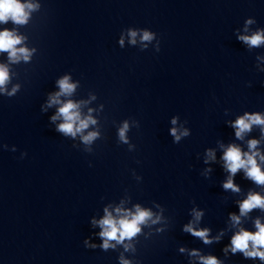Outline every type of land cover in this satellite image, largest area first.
I'll return each instance as SVG.
<instances>
[{"label": "clouds", "instance_id": "clouds-1", "mask_svg": "<svg viewBox=\"0 0 264 264\" xmlns=\"http://www.w3.org/2000/svg\"><path fill=\"white\" fill-rule=\"evenodd\" d=\"M39 5L33 3H22L21 0H0V23H7L9 20L15 25H25L29 21L30 13L37 9ZM246 23H252L251 20ZM128 35L130 37V43H136V37L138 35L137 30H129ZM141 42H151L154 39L155 34L142 30L140 33ZM25 37L17 34L15 29L9 30L7 28L0 31V52H7L10 63H18L21 60L28 62L32 56L34 49L30 50L27 47H17L21 45ZM249 47H259L264 44V31H257L252 35H241L238 37ZM123 46L124 40L121 37L119 41ZM147 45L145 44V47ZM157 51L159 47L157 46ZM10 82V72L7 64L0 63V92L6 93L8 96H14L17 92L19 85L13 86L12 90L7 91V84ZM59 91L52 94L49 97L48 106L51 107L54 104H59L60 107L57 113L51 117L52 121L61 119L62 122L57 125V131L63 133L66 136L76 137L77 134H81L83 143L91 144L97 137L98 132L90 131L86 135L83 134L84 130L88 129L90 125H94L96 120L91 116V109H89V115L82 116L80 113V104L85 102H74L72 100H66L62 102L61 96H71L74 92L76 85L70 82L69 76H64L57 81ZM172 123H176V118H173ZM253 125L262 126V132H264V117L260 114H248L245 113L235 120L233 127L236 129L235 135L237 139H242L243 135L250 131ZM129 125L127 122L119 129V138L122 142L127 143L126 133ZM177 129L172 128L171 134L177 141L180 140L181 135H187V131L177 134ZM259 141L250 140L248 142V152H242L241 148L235 144H230L224 150L223 161L224 167L230 173L227 181L223 184L225 190H232L233 192H239L240 189L233 183L232 177L238 170L243 169L247 178L253 180L257 185H264V171H262L260 165L257 162V157L260 161H264V155H261L258 151H255ZM209 159H215V153L212 150L208 151ZM264 210V197L259 193L249 192L247 199L239 203L240 215L231 214L230 218L234 225L241 223V217L246 216L253 209ZM105 215L99 221H93L94 224H98L101 228L99 236L103 239L101 247L107 250L109 247H115L111 244V241H115L117 244L123 243L125 240H131L141 231V225L146 224L152 219V212L147 209H142L139 205L135 206V211L123 210L119 207L115 209L118 214L114 217L112 213L105 208ZM202 213L194 210L195 221H199ZM156 220H152L156 223ZM255 232H250L244 228H240L231 238L230 250L232 253L237 251L244 254L245 257L259 258L264 260V224L259 219L255 220ZM184 231L191 233L193 236L199 237L204 243H211L208 238V229L197 230L193 227V223L185 225ZM216 239H219L217 237ZM87 243V242H86ZM93 247H95L93 245ZM130 245H125L127 250ZM229 249H225L227 252ZM181 251H184L181 249ZM193 256H198L201 264H220L214 256H200L199 253L193 250L191 253ZM121 264H129V261L121 258Z\"/></svg>", "mask_w": 264, "mask_h": 264}]
</instances>
